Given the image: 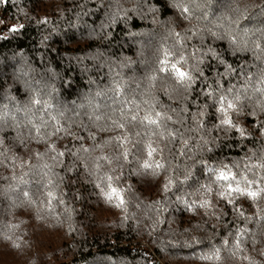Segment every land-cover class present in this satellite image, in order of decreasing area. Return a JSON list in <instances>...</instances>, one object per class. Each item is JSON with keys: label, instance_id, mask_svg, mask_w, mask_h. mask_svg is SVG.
I'll return each mask as SVG.
<instances>
[{"label": "clouds", "instance_id": "9594fccd", "mask_svg": "<svg viewBox=\"0 0 264 264\" xmlns=\"http://www.w3.org/2000/svg\"><path fill=\"white\" fill-rule=\"evenodd\" d=\"M8 5L0 248L119 232L104 264H264V0Z\"/></svg>", "mask_w": 264, "mask_h": 264}, {"label": "trees", "instance_id": "16d2710c", "mask_svg": "<svg viewBox=\"0 0 264 264\" xmlns=\"http://www.w3.org/2000/svg\"><path fill=\"white\" fill-rule=\"evenodd\" d=\"M157 3H163V0H156ZM14 9L11 5L0 9V20L5 23L0 26V31L6 30L9 26L14 25V18L9 19L10 13ZM34 32V30H32ZM35 43V41H33ZM2 47V46H0ZM84 220V217H80ZM87 222V221H85ZM134 240L124 238L121 233H117L110 240L103 239L98 232L93 231V235L87 233L83 235L72 233L69 238L61 234H41L38 238V250L34 256L24 257L18 249L0 248V264H28V259L34 260V264H104L108 259V254L114 255L115 252L130 254V247ZM139 247V245H136ZM144 251H156L155 249H145ZM51 255L52 260L48 257ZM159 255V252H156ZM122 259V264H127ZM109 264H117L115 258L109 261Z\"/></svg>", "mask_w": 264, "mask_h": 264}, {"label": "snow or ice", "instance_id": "6c2138e0", "mask_svg": "<svg viewBox=\"0 0 264 264\" xmlns=\"http://www.w3.org/2000/svg\"><path fill=\"white\" fill-rule=\"evenodd\" d=\"M13 30H15V29H13ZM181 75H183V73H181Z\"/></svg>", "mask_w": 264, "mask_h": 264}]
</instances>
